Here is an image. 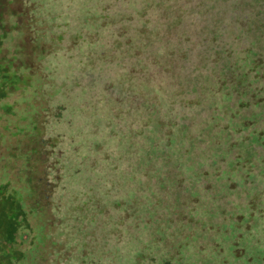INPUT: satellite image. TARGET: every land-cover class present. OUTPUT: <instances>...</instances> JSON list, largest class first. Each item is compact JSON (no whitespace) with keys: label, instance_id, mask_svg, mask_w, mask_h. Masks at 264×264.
I'll list each match as a JSON object with an SVG mask.
<instances>
[{"label":"rangeland","instance_id":"1","mask_svg":"<svg viewBox=\"0 0 264 264\" xmlns=\"http://www.w3.org/2000/svg\"><path fill=\"white\" fill-rule=\"evenodd\" d=\"M1 187L0 264H264V0H0Z\"/></svg>","mask_w":264,"mask_h":264},{"label":"trees","instance_id":"2","mask_svg":"<svg viewBox=\"0 0 264 264\" xmlns=\"http://www.w3.org/2000/svg\"><path fill=\"white\" fill-rule=\"evenodd\" d=\"M258 1V0H257ZM249 5V2H248V4H247V6ZM250 10H252V12H254V9L252 8V9H250ZM5 188L4 187H1L0 188V192L2 191V193H3V190H4ZM1 195V194H0ZM13 224L14 223H12L11 225H12V227H13ZM14 228H16V224L14 225ZM17 228H18V225H17ZM23 257V256H22ZM6 259H9L10 258V256H6L5 257Z\"/></svg>","mask_w":264,"mask_h":264}]
</instances>
